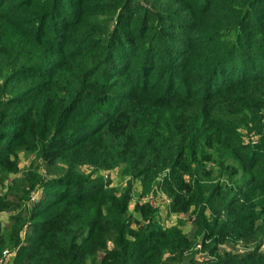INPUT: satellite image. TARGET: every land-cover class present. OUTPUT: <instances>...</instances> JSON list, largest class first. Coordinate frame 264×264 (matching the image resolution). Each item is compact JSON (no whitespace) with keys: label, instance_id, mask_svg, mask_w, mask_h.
<instances>
[{"label":"rangeland","instance_id":"1","mask_svg":"<svg viewBox=\"0 0 264 264\" xmlns=\"http://www.w3.org/2000/svg\"><path fill=\"white\" fill-rule=\"evenodd\" d=\"M249 3L250 0H0V190L9 193L7 199L14 211L6 224L0 221V233L10 229L13 218L26 223L21 228L19 246H9L11 242L6 241L0 248V258L6 264H16V254L36 242L38 217L27 222L30 210L36 207L39 212L37 205L43 203L42 198L47 204L63 197L55 189L58 181L49 182L57 175L89 180V187L96 184L93 192L114 196L127 193L129 211L125 215H140L131 227L140 231L156 227L150 215L161 204L157 194L164 195L156 186L162 175L156 176L151 190L141 185L137 193L132 187L139 178L99 167L95 162L77 164L87 151L94 153L107 143L100 132H95L96 126H86L93 116L89 112L92 100L86 99L87 104L81 106L85 93L93 89L95 100L107 94L118 106L128 98L127 108L144 109L151 105L150 100L161 96L160 88L170 87L172 76L181 78L185 74L187 60L201 47L225 41L229 32L243 31L244 25L264 23V0L258 3L261 9H247ZM10 15L14 17L12 21ZM22 66L35 69L23 70ZM137 76L144 79L141 90L131 89ZM242 90L245 106L237 114L233 112L232 132L225 135L251 148L252 157L263 166L260 140L264 138V82L246 84ZM127 94V98L119 97ZM19 96L27 100L19 102ZM23 113L30 115L34 125L31 130L30 121L18 116ZM72 128H77L74 135L68 133ZM51 135L70 137L63 146H52L61 147L60 157L52 166L42 156V147H48ZM77 141L91 145L86 151L81 145L69 149ZM216 183L214 180L212 184ZM219 183L228 193L224 205L237 199L243 188L247 198L257 204L254 211L259 216L256 225L261 232L254 234L252 242H225L209 252L212 238H205L204 232L196 235L197 214L193 207L173 212L165 195L166 215L160 219L167 226L158 227H175L191 244L180 260L183 264H264V169L241 168L232 182H226L223 176ZM211 213L206 208L203 216L208 218ZM47 216L41 213L39 217ZM114 248L112 242H107V249ZM139 253L127 264L148 258ZM224 258L233 260L222 263ZM158 264H169L165 254Z\"/></svg>","mask_w":264,"mask_h":264},{"label":"trees","instance_id":"2","mask_svg":"<svg viewBox=\"0 0 264 264\" xmlns=\"http://www.w3.org/2000/svg\"><path fill=\"white\" fill-rule=\"evenodd\" d=\"M260 2L263 0H250L247 9H261ZM13 18L10 15L9 20ZM250 24L241 27L243 31L229 32L225 41L221 39L201 47L199 53L187 60L185 74L181 78L172 76L170 87L160 88L161 96L150 100L151 105L144 109L127 108L128 94L119 96L128 99L121 106L107 94L95 100L93 89L85 93L81 105L87 104L86 99L92 100L89 112L93 119L89 117L86 126H96L95 132H100L107 143L94 153L87 151L77 164L95 162L99 167L121 171L128 177L139 178L147 191L151 190L156 176L162 175L156 186L170 199L173 212L181 213L193 207L197 214L196 235L204 232L205 238H212L209 252L225 242L250 243L254 234L261 232V227L256 225L257 204L247 198L244 188L237 199L224 205L228 193L219 183L223 176L226 182H232L241 168L264 169L252 157L251 148L248 150L225 135L232 132L233 112L237 114L245 106L242 87L264 82V23ZM142 83L144 79L137 76L131 89L141 90ZM236 93L238 96H232ZM18 100L23 102L27 97ZM18 116L30 121L29 130L33 128L30 115ZM2 128L0 125V131ZM76 131L77 128H72L68 133L74 135ZM48 138L42 156L52 166L61 152V147L52 146H63L70 137ZM87 138L90 140V135ZM82 143L74 142L69 149L81 145L86 151L91 145ZM260 144L264 148V138ZM214 180L216 185L212 184ZM52 181H58L55 189L63 197L47 204H44L46 198H42L43 203L37 205L39 212L36 207L30 210V218L26 220L30 222L38 217L35 226L39 233L34 244L25 245L16 254V264H127L137 252L148 257L138 264H158L164 254L167 263L183 264L180 260L191 246L184 234L175 227L160 228L155 223L156 227L148 231L134 230L133 218L125 215L127 193L114 196L93 192L96 184L89 187V180L71 175H57L49 182ZM206 208L212 211L208 218L203 216ZM41 213L48 216L40 219ZM151 213L150 217H154L157 212L153 209ZM12 220L10 229L0 233L6 235L0 237V248L6 241L11 242L9 246L20 245L21 228L26 223L18 217ZM109 241L114 244L112 250L107 249ZM150 241L153 243L148 248ZM227 259H222V263L233 260Z\"/></svg>","mask_w":264,"mask_h":264},{"label":"crops","instance_id":"3","mask_svg":"<svg viewBox=\"0 0 264 264\" xmlns=\"http://www.w3.org/2000/svg\"><path fill=\"white\" fill-rule=\"evenodd\" d=\"M133 182H135V183H134V185H133L132 188H134L137 191V193H140L141 192L140 180L136 179ZM0 191H1L0 192V221H1V224H6L7 223V218H8V220H10V217H12V215H14V211L12 209V206H10V202L7 199V195H9V193H6V191H3V190H0ZM156 199L161 204H159V208L156 209L157 210L156 211L157 213L154 215V217H152V220L157 225L167 226V223L166 224L165 223H162L163 220H161L160 218H162V215L163 214L166 215L165 207L168 204V199H166L164 197V195H161V194L160 195L157 194ZM9 208H11L12 210L9 211L10 210ZM132 216L131 217L133 218V220H136V221H139L140 220V218H139L140 217L139 212H137L136 214H134ZM169 216H171V215H169Z\"/></svg>","mask_w":264,"mask_h":264},{"label":"built area","instance_id":"4","mask_svg":"<svg viewBox=\"0 0 264 264\" xmlns=\"http://www.w3.org/2000/svg\"><path fill=\"white\" fill-rule=\"evenodd\" d=\"M0 264H6L3 258H0Z\"/></svg>","mask_w":264,"mask_h":264}]
</instances>
